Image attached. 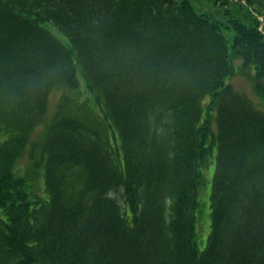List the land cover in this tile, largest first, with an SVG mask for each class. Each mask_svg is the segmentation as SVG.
Masks as SVG:
<instances>
[{"label": "trees", "instance_id": "1", "mask_svg": "<svg viewBox=\"0 0 264 264\" xmlns=\"http://www.w3.org/2000/svg\"><path fill=\"white\" fill-rule=\"evenodd\" d=\"M236 72L264 107V0H0V264H264V111Z\"/></svg>", "mask_w": 264, "mask_h": 264}, {"label": "rangeland", "instance_id": "2", "mask_svg": "<svg viewBox=\"0 0 264 264\" xmlns=\"http://www.w3.org/2000/svg\"><path fill=\"white\" fill-rule=\"evenodd\" d=\"M48 31H50L59 41H62L66 46L69 45V42L66 40L64 35L56 30L53 26L49 25L47 26ZM240 63V60L234 61V65L238 66ZM80 84L83 86L82 81L80 79ZM227 84H230L233 89H235L237 92L243 93L248 99H250L254 105L259 109L264 111V107H262V104L260 100L255 96L253 92V88L250 82H248L244 77L241 76L240 73L236 72L235 74H232L228 77ZM81 91V90H80ZM82 93V94H81ZM80 93V97L82 99H85L87 93L82 88V92ZM62 94L60 90H54L49 95V102H48V112L46 115V119L49 120L51 116L53 115V112L55 111V106L58 102L59 96ZM209 97L205 98V102H207ZM209 143H211V138H209ZM208 143V144H209ZM212 152L209 155V161L207 166L203 168L202 170V183L197 188V195H196V201L197 205L194 209V215H195V242L197 245V249L199 252H202L206 248V242L207 238L210 235L211 230V187H212V181H213V174L215 171V163H216V145L213 144ZM118 200L120 204H123V201L121 197H118Z\"/></svg>", "mask_w": 264, "mask_h": 264}]
</instances>
